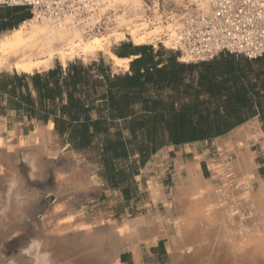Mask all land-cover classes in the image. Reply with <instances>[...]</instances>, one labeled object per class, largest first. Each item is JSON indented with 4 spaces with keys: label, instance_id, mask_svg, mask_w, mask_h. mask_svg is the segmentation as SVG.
I'll return each mask as SVG.
<instances>
[{
    "label": "bare ground",
    "instance_id": "bare-ground-1",
    "mask_svg": "<svg viewBox=\"0 0 264 264\" xmlns=\"http://www.w3.org/2000/svg\"><path fill=\"white\" fill-rule=\"evenodd\" d=\"M243 1L244 7L230 22L228 47L257 56L264 51V0ZM214 4L216 0H0V5L32 8L29 19L0 36V47L8 50L0 53V69L33 75L51 69L55 58L66 67L67 62L74 60L91 63L101 54L113 74H125L133 56H117L111 50L122 42L179 51V61L183 63L206 61L189 50L188 27L197 19L211 16ZM7 43L9 47L5 46ZM31 60L45 61L32 65ZM49 132L38 125L33 135L24 138L23 131L15 127L9 141L0 139V232L23 213L25 201L21 197L25 193L15 167L18 153L33 177L42 170V149L37 143L41 140L44 148ZM28 142L30 147H26ZM256 143L264 149V133L256 120L234 128L225 138H218L215 144L219 161L208 162L211 176L207 180L199 168L207 152L200 154L187 146L194 163L185 166L184 179L183 164H174L178 182L172 205L179 217L173 222L169 218L170 203L157 178L149 182L152 204L161 202L165 206L161 236L168 240L166 248L171 264H264V182L258 178V187L253 188L257 178L251 148ZM232 156L234 160H230ZM58 178L75 182L80 176L74 171L65 176L59 173ZM62 207L53 208L50 216L54 221L46 224L47 219L43 218L42 232L49 233L35 237L25 257L4 264H120L116 252L121 243L132 251L134 263L139 264L141 234L153 230L143 228L148 225L144 219L126 222L114 232L111 228L109 252L99 256L94 248L98 240L92 239L91 228L86 230L87 224L75 222L76 217L68 211L63 213ZM69 232L75 233L71 239L61 238ZM158 235L149 234L145 243L156 244ZM75 252H80L85 260L69 261Z\"/></svg>",
    "mask_w": 264,
    "mask_h": 264
},
{
    "label": "rangeland",
    "instance_id": "rangeland-1",
    "mask_svg": "<svg viewBox=\"0 0 264 264\" xmlns=\"http://www.w3.org/2000/svg\"><path fill=\"white\" fill-rule=\"evenodd\" d=\"M14 7H22V10L14 14L11 10ZM31 9L28 6L0 5V19L10 17L4 22L0 21V36L29 19ZM8 45L10 46V43L5 46L9 47ZM140 48L145 49L148 61L154 63L165 64L175 59L178 63L196 67L202 62H207H180L179 51H168L162 46L155 49L151 46L135 47L129 42H122L113 46L111 50L117 56L129 57L138 55ZM2 51L5 53L8 50L0 47V53ZM44 61L41 60V62ZM41 62H33L32 65ZM195 67L192 72L184 75L185 83L196 78L198 70ZM250 69L262 74L258 82L261 85L258 91L264 94V59L254 63ZM127 74H131L130 68L125 74H113L110 64L101 54L91 63L74 60L64 67L59 62H55L47 72L33 75H17L7 69L0 71V128H3L0 139L4 142L9 141L15 127L23 131L24 138L33 135L38 125L44 127L45 132L50 131L44 148H42L41 140L37 143V146L42 149V170L36 172L33 177L30 176L28 165L18 153L15 167L19 171L21 189L25 193L21 197L25 204L23 213L14 218L7 228L0 232V264L9 261L18 262L25 257V252L35 237L49 233L42 232V221L47 219L46 224L50 220L54 221L51 216L56 206H63L61 209L63 213L70 212L78 220L75 219V222L87 224L86 230L91 228L93 232L94 228L101 227L96 234L98 242L94 247L98 249V252L93 248L99 256L109 252L108 241L112 229L114 232L126 222L144 219L148 225L143 228L153 227V230L141 234L143 239L138 246L139 264H171L166 248L168 240L161 236L162 223L166 217L165 206L161 202L157 205L152 204L149 182L157 178V183L170 203L169 209H172L169 218L172 222L175 221L179 214L172 205L173 192L178 182L174 164L176 162L183 164L182 178L184 179L185 166L194 163L190 149H197L200 154L207 152L200 161L199 168L204 179H210L208 162L219 161L216 140L227 137L229 132L216 138L173 146L167 143V134L158 128L156 145L151 146L147 136L148 130L144 126L130 122L135 118L149 120V114L145 112L146 107L142 102L143 98L171 101L177 106L187 101L193 94L190 92L191 95L189 93L185 95L183 84H179L173 90L147 85L140 98L131 99L122 105L110 103L107 98L108 89L111 90L112 97H117L118 103L125 94L128 95L127 91L120 92L124 84L121 79ZM71 75H73L72 78H69ZM55 83L62 87L61 100L58 98H54L52 102L43 100L39 92L44 86L51 87ZM73 84H77L75 89L72 88ZM69 95L71 100H79L85 107H89L87 119L84 118L81 107L76 110L70 108L62 117L61 107L68 102ZM203 98L204 96H200V99ZM72 117L77 120V123L68 128L66 123ZM56 119L61 120L56 122ZM252 120H256L258 128L264 133V116L262 120L254 117L247 122ZM94 121H98V124L93 126ZM48 125H51L50 129ZM83 136H87V140H82ZM29 145L28 142L26 147L31 146ZM187 146L190 149L186 148ZM251 150L255 154L257 180L253 188L256 190L258 178L264 182V149L256 143L252 144ZM230 160H234V156ZM74 171H77L80 176V179L75 182H65L58 178L59 173L65 176ZM249 215L250 212L247 213L246 218ZM82 232L79 231L78 234ZM156 233H159L156 244H146L145 240ZM74 234L69 232L63 236L71 239ZM53 238L56 237H49V239ZM136 240L135 237L133 241ZM157 241L163 242L162 250L155 249ZM79 253H73L70 259L76 260V257L80 256ZM122 254H129L126 263L120 261ZM116 255L120 264H135L132 251L126 249L124 245H119ZM74 260L69 261L74 262Z\"/></svg>",
    "mask_w": 264,
    "mask_h": 264
},
{
    "label": "trees",
    "instance_id": "trees-1",
    "mask_svg": "<svg viewBox=\"0 0 264 264\" xmlns=\"http://www.w3.org/2000/svg\"><path fill=\"white\" fill-rule=\"evenodd\" d=\"M11 10L17 14L22 7H14ZM138 51L140 58L130 63L131 74L121 79L124 84L120 92L125 91L126 93L127 91L128 95L125 94L118 103L117 97H112V92L108 89L107 98L110 103L122 105L131 99L140 98L147 85L173 90L174 87L183 84L184 94L187 95L190 92L193 94L192 97L191 94L189 95L190 98L187 101L177 106L171 101L163 102L157 98H143L142 102L146 107L145 112L149 114V120L135 118L130 122L144 126L148 130L147 136L151 146L156 145L158 128L167 134V143L178 146L219 137L254 117L262 120L264 94L258 91L261 87L258 82L262 74L250 69V66L263 60L264 55L256 60H247L236 55L221 54L210 61L200 63L196 68L192 65L178 63L175 59L165 64L154 63L148 61L144 48ZM193 67L198 70L197 76L194 80L185 83L184 75L192 72ZM76 87L77 84H73L72 88ZM61 88L56 83L51 87L46 85L39 92V96L51 102L54 98L61 100ZM200 96L204 98L200 99ZM80 107L84 118L87 119L89 107H85L79 100H71L69 95L68 102L61 107V115L62 117L66 115L70 108L76 110ZM73 118L66 123L68 128L77 123V120ZM96 124L98 121L92 123L93 126ZM85 139L87 140V136L82 137V140ZM162 248L163 242L160 241L155 249L162 250ZM128 258L129 254H122L121 263H126Z\"/></svg>",
    "mask_w": 264,
    "mask_h": 264
},
{
    "label": "built area",
    "instance_id": "built-area-1",
    "mask_svg": "<svg viewBox=\"0 0 264 264\" xmlns=\"http://www.w3.org/2000/svg\"><path fill=\"white\" fill-rule=\"evenodd\" d=\"M243 7V0H216L211 16L197 19L188 27L190 32L187 44L189 50L197 57L205 58L206 61L221 54L236 55L247 60H256L262 57L264 51L251 57L248 54L249 51L228 47L230 22H233L234 17L240 13Z\"/></svg>",
    "mask_w": 264,
    "mask_h": 264
},
{
    "label": "water",
    "instance_id": "water-1",
    "mask_svg": "<svg viewBox=\"0 0 264 264\" xmlns=\"http://www.w3.org/2000/svg\"><path fill=\"white\" fill-rule=\"evenodd\" d=\"M137 58H140V55H133V60H135V59H137ZM132 60V61H133ZM131 61V62H132ZM100 229H101V227L100 228H98V229H93V233H92V239L93 240H96L97 239V237H96V234L100 231ZM61 238H67V237H61ZM54 239V238H53ZM158 242V241H157ZM119 245H123V243H121V244H119ZM76 260H81V261H84L85 259H83L81 256H79L78 258H76ZM119 261V260H118ZM119 263H120V261H119Z\"/></svg>",
    "mask_w": 264,
    "mask_h": 264
},
{
    "label": "flooded vegetation",
    "instance_id": "flooded-vegetation-1",
    "mask_svg": "<svg viewBox=\"0 0 264 264\" xmlns=\"http://www.w3.org/2000/svg\"><path fill=\"white\" fill-rule=\"evenodd\" d=\"M8 19H10V17H4V18H1L0 21H1V22H4L5 20H8ZM40 59H41V58H40ZM38 60H39V59H38ZM33 62H35V61H34V60H31V63H33ZM55 62H59V60L55 58V59L53 60V62H52V65H53V63H55ZM59 63H60V62H59ZM67 63H68V62H67ZM2 70H3V69H0V71H2ZM34 70H35V69H34Z\"/></svg>",
    "mask_w": 264,
    "mask_h": 264
},
{
    "label": "crops",
    "instance_id": "crops-1",
    "mask_svg": "<svg viewBox=\"0 0 264 264\" xmlns=\"http://www.w3.org/2000/svg\"><path fill=\"white\" fill-rule=\"evenodd\" d=\"M220 56V55H219ZM208 61H210V60H208ZM259 118V117H258ZM247 122V121H246ZM246 122H244V123H246ZM238 127V126H237ZM236 128V127H235ZM230 132V131H229Z\"/></svg>",
    "mask_w": 264,
    "mask_h": 264
}]
</instances>
